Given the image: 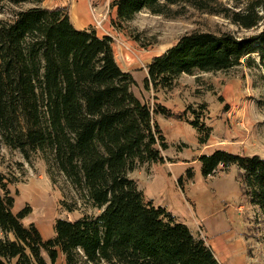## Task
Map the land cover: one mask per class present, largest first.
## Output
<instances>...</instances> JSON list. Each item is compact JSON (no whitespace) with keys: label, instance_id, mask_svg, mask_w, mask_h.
<instances>
[{"label":"trees","instance_id":"obj_1","mask_svg":"<svg viewBox=\"0 0 264 264\" xmlns=\"http://www.w3.org/2000/svg\"><path fill=\"white\" fill-rule=\"evenodd\" d=\"M44 1L1 0L8 18L0 20V143L27 163L41 159L51 179H65L76 196L62 202L66 213L81 202L97 215L57 218L54 237L44 240L34 224H22L29 207L13 212L9 185L17 181L0 172V264H56L59 255L64 264H219L201 238L146 200L129 176L144 165L164 164L167 144L148 100L134 93L132 74L119 67L112 40L77 30L68 8L40 7ZM227 1L233 6L218 0L114 1L111 9L123 23L142 11L163 16L182 6L256 31L242 38L185 34L147 64L145 91H167L182 75L227 72L243 60L260 70L264 87V0ZM24 4L34 6L15 10ZM207 113L206 104L188 106L174 119L193 127L204 145L211 130ZM197 160L203 178L220 166H236L243 194L264 226V159L216 149Z\"/></svg>","mask_w":264,"mask_h":264},{"label":"rangeland","instance_id":"obj_2","mask_svg":"<svg viewBox=\"0 0 264 264\" xmlns=\"http://www.w3.org/2000/svg\"><path fill=\"white\" fill-rule=\"evenodd\" d=\"M89 1L92 28H95L94 20L101 21L103 29L113 38V51L119 53L118 50H121L125 55L124 60L120 56L116 60L123 71L132 74L136 85L134 93L148 100L154 112V121L159 125L167 144L163 154L165 162L171 164L181 161L190 164L198 152L205 150L209 140L210 144H215V140L222 136L228 140L223 147L224 151L249 157L258 155L264 159V87L259 79L262 73L259 69L247 67L245 60L241 61L239 67L227 72L182 75L174 87L167 91L154 93L143 89L147 64L185 34L231 33L242 38L256 31L240 30L220 17L182 6L170 7L163 16L142 11L131 22L123 23L118 21L116 10L111 9L116 0ZM218 1L228 7L233 6L227 0ZM63 2L49 0L39 6L52 9ZM33 6L24 4L15 10ZM3 11L1 14L0 0V20L8 18L7 9ZM97 32L101 34L99 30ZM218 98H222L223 103L218 102ZM200 104L207 105L206 125L210 128L212 126L204 145H199V136L193 127L174 119V115H180L186 107H197ZM158 105L167 111V116L159 114ZM225 105L228 106L227 113ZM180 169L178 166L157 164L149 168H138L130 177L137 182L146 200L168 213L172 211L176 220L186 223L199 238V230L203 231L206 239L229 230H245L251 264H264V226L258 219V210L250 205L243 194L242 179L237 167L231 166L225 170L220 166L208 180L205 191H197L196 186L188 189V178L196 172V166L191 164L187 168L190 173L182 177ZM0 172L8 181H17L9 185L16 204L14 213L29 207L30 214L22 220V224H34L43 239L52 236L57 218L77 220L84 214L97 215L96 211L84 207L81 202L74 212L66 213L61 206L62 202L70 204L76 196L65 179L58 174H54L51 179L41 159L32 157L27 163L18 151H11L1 143Z\"/></svg>","mask_w":264,"mask_h":264},{"label":"crops","instance_id":"obj_3","mask_svg":"<svg viewBox=\"0 0 264 264\" xmlns=\"http://www.w3.org/2000/svg\"><path fill=\"white\" fill-rule=\"evenodd\" d=\"M89 4H90L89 0H64L62 5L58 7H54V8H64V7L68 8L70 21L77 30H80V31L95 30V28H92L93 26L91 22L92 21L91 7ZM96 33L98 36H102V34H99L97 31ZM118 51L120 52L118 53V52L113 51L115 58L117 56H120L122 60H124L125 55L122 53L121 50H118ZM227 141L228 140L224 136L216 139L215 144H210L211 141L209 140L207 142V147L205 146V150L201 151L200 153L198 152L194 161L190 164L186 162H181V161H178L176 163H171V164L168 162H165L164 164L167 165L168 167H173V166L180 167L181 169H180L179 174L181 175V177L184 175L185 171L191 164L196 166L197 169H196V172H194L193 177L190 179L188 178V183H189L188 189L196 186L197 191H205L207 190V182L208 180L211 179V177L209 178L202 177L199 162L197 158L202 154H210L216 149L223 150L224 149L223 147H225L226 143H228ZM210 149H213V150L211 151ZM151 166L152 165H144L143 167L149 168ZM15 207H16V204L14 203L13 212H14ZM19 211L20 210L18 209L17 213ZM170 214L175 219L177 218L176 215L172 211L170 212ZM184 225L190 230V232L194 236H196L197 233L192 232V230L186 225V223H184ZM210 228L214 229V227H210ZM245 234H246L245 230H238V231L229 230L228 232H225L222 234L211 235L209 239H206L203 235V231L202 230L200 231V236L202 240L205 242L206 246L211 250V252L215 256L219 264H251V261L249 260V257L247 254L248 241L245 237ZM52 237H54V233L52 234L51 237L46 238L44 240L50 239ZM60 262L64 264V258L62 255H59L56 263L58 264Z\"/></svg>","mask_w":264,"mask_h":264},{"label":"built area","instance_id":"obj_4","mask_svg":"<svg viewBox=\"0 0 264 264\" xmlns=\"http://www.w3.org/2000/svg\"><path fill=\"white\" fill-rule=\"evenodd\" d=\"M95 21V30H99L102 34V36L104 37H108L111 40L113 39L112 36L108 33V31L104 30L102 25H101V21L98 20H94ZM199 234H200V230H199Z\"/></svg>","mask_w":264,"mask_h":264}]
</instances>
